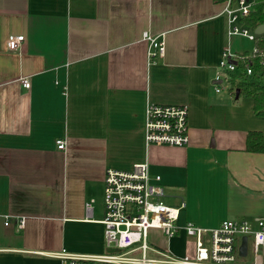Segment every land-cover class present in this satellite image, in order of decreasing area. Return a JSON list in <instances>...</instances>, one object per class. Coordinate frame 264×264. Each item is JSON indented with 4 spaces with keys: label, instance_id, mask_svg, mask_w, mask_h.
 <instances>
[{
    "label": "crops",
    "instance_id": "0c3cea01",
    "mask_svg": "<svg viewBox=\"0 0 264 264\" xmlns=\"http://www.w3.org/2000/svg\"><path fill=\"white\" fill-rule=\"evenodd\" d=\"M225 7L0 0V264H61L52 254L62 249L103 254L106 172L144 162L161 177L164 203H185L180 224L245 220L256 229L264 221V154L245 150L249 132H264V117L231 86L215 89L224 49L251 51L227 36ZM145 32L164 38L163 58L149 60ZM10 36H24L20 51L8 47ZM149 103L188 107L187 146H147ZM177 239L186 246L176 255L194 253L192 238ZM248 240L239 263L264 264Z\"/></svg>",
    "mask_w": 264,
    "mask_h": 264
},
{
    "label": "built area",
    "instance_id": "2783aa9c",
    "mask_svg": "<svg viewBox=\"0 0 264 264\" xmlns=\"http://www.w3.org/2000/svg\"><path fill=\"white\" fill-rule=\"evenodd\" d=\"M227 16V36L242 37L256 42V32L243 21L248 18L256 0H224ZM24 36H10L8 47L20 51ZM144 40L149 43L150 61L163 58L166 43L163 37L148 32ZM264 65V47L254 45L248 54H236L230 46L222 53L216 74L215 89L228 83L230 73H239V64L247 63L246 76H252V64ZM24 88H30L27 78L22 80ZM218 82H220L218 84ZM189 109L186 105H158L149 103L146 110L145 142L147 146L185 147L188 137ZM57 147L66 150L65 140H58ZM164 187L160 176L150 174L147 162L135 164L131 171L109 169L105 176L104 208L102 221L105 229V245L116 250L114 254H76L62 249L52 254L61 264H241L239 263V242L243 237H253L254 256H264V221L259 220L257 228L248 221L226 220L217 228H203L192 222L179 223L185 203L171 207L164 203ZM93 209V201L86 204L87 213ZM24 227V220L19 228ZM159 229L168 240L184 234L195 242L192 255H176L169 247L156 249L149 244V232ZM119 252V253H117Z\"/></svg>",
    "mask_w": 264,
    "mask_h": 264
},
{
    "label": "trees",
    "instance_id": "16d2710c",
    "mask_svg": "<svg viewBox=\"0 0 264 264\" xmlns=\"http://www.w3.org/2000/svg\"><path fill=\"white\" fill-rule=\"evenodd\" d=\"M244 24L254 31L264 25V0H256L254 9L251 15L244 20ZM254 44L264 47V33L257 35V40ZM247 63L239 64V73H230L228 75V83L235 96L236 91L239 90L240 97L253 99L254 113L257 116L264 117V65L254 61L252 64V76L249 78L246 76ZM245 150L249 153L264 154V132H249L246 136Z\"/></svg>",
    "mask_w": 264,
    "mask_h": 264
},
{
    "label": "rangeland",
    "instance_id": "374dc122",
    "mask_svg": "<svg viewBox=\"0 0 264 264\" xmlns=\"http://www.w3.org/2000/svg\"><path fill=\"white\" fill-rule=\"evenodd\" d=\"M240 41H241V45L244 47V49L252 50V48H253V43L252 42H250L249 40H247L245 38H242ZM163 201H164V198H163ZM103 205H104V198H103ZM177 237L178 236L174 237L171 240V249H172V251L175 254L179 253V252H182L184 250L185 246H186V240L179 241V239H177ZM148 241H149L150 246H152V247H154L156 249L166 250L167 247H168V238L159 229L150 230ZM115 252H116L115 249L108 248L105 245V250H104L103 253L114 254ZM117 253H119V252H117Z\"/></svg>",
    "mask_w": 264,
    "mask_h": 264
},
{
    "label": "water",
    "instance_id": "95a60500",
    "mask_svg": "<svg viewBox=\"0 0 264 264\" xmlns=\"http://www.w3.org/2000/svg\"><path fill=\"white\" fill-rule=\"evenodd\" d=\"M264 33V25H261L257 30H256V34L260 35V34H263ZM220 83V82H218ZM239 95H240V91L237 90L236 91V98H239ZM248 237H243L242 239V243H241V246L239 248V255L240 257H247L248 255Z\"/></svg>",
    "mask_w": 264,
    "mask_h": 264
}]
</instances>
